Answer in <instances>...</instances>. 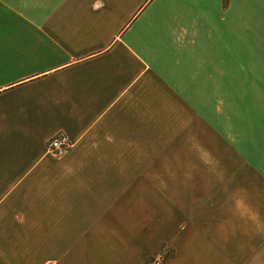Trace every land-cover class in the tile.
Wrapping results in <instances>:
<instances>
[{"label": "crops", "instance_id": "obj_1", "mask_svg": "<svg viewBox=\"0 0 264 264\" xmlns=\"http://www.w3.org/2000/svg\"><path fill=\"white\" fill-rule=\"evenodd\" d=\"M162 251L264 264V0H0V264Z\"/></svg>", "mask_w": 264, "mask_h": 264}, {"label": "built area", "instance_id": "obj_2", "mask_svg": "<svg viewBox=\"0 0 264 264\" xmlns=\"http://www.w3.org/2000/svg\"><path fill=\"white\" fill-rule=\"evenodd\" d=\"M71 148V143L69 139L60 135L54 139H52L47 145V151L51 154H64ZM165 261V251L160 252L155 258L151 261L143 263V264H163Z\"/></svg>", "mask_w": 264, "mask_h": 264}, {"label": "rangeland", "instance_id": "obj_3", "mask_svg": "<svg viewBox=\"0 0 264 264\" xmlns=\"http://www.w3.org/2000/svg\"><path fill=\"white\" fill-rule=\"evenodd\" d=\"M244 80H245V82H244V84H243V89H244V92H245V94L247 93V92H250V90H251V88H253V87H251V85H252V81H251V78H244ZM237 81H239V79H237V78H228V85H233V84H235ZM240 85L241 84H239L238 85V88L240 87ZM234 88V87H233ZM230 89H232V88H229L228 87V92L230 91ZM246 100V99H245ZM229 103H230V99H229Z\"/></svg>", "mask_w": 264, "mask_h": 264}, {"label": "clouds", "instance_id": "obj_4", "mask_svg": "<svg viewBox=\"0 0 264 264\" xmlns=\"http://www.w3.org/2000/svg\"><path fill=\"white\" fill-rule=\"evenodd\" d=\"M257 216H258V213H257Z\"/></svg>", "mask_w": 264, "mask_h": 264}]
</instances>
